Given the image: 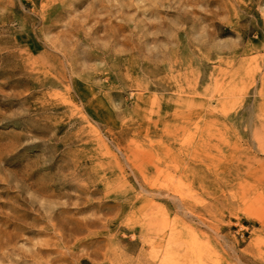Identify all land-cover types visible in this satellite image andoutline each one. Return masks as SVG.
Masks as SVG:
<instances>
[{
    "label": "rangeland",
    "instance_id": "rangeland-1",
    "mask_svg": "<svg viewBox=\"0 0 264 264\" xmlns=\"http://www.w3.org/2000/svg\"><path fill=\"white\" fill-rule=\"evenodd\" d=\"M0 264H264V0H0Z\"/></svg>",
    "mask_w": 264,
    "mask_h": 264
}]
</instances>
